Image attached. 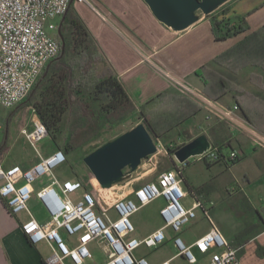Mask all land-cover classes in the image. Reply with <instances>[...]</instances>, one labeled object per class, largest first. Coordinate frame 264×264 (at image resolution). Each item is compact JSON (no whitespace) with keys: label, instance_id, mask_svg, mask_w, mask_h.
<instances>
[{"label":"built area","instance_id":"1","mask_svg":"<svg viewBox=\"0 0 264 264\" xmlns=\"http://www.w3.org/2000/svg\"><path fill=\"white\" fill-rule=\"evenodd\" d=\"M72 1L0 0L2 107L12 109L21 104L48 64L59 55L60 38L49 32H57L59 26L53 23L47 28L46 24L63 16ZM32 113V129L25 127L21 133L37 151L39 162L28 169L19 165L7 168L0 164V198L12 215L28 214L21 226L22 231L33 245L48 243L51 255L46 264H91L94 259L90 245L94 242L102 246L107 255L104 264H150L146 257L137 256L136 251L142 246L159 248L169 241L174 243L177 254L162 264H173L177 259H182L185 264H199L197 252L210 256L204 264H242V248L232 245L222 235L210 217L208 204L195 201L190 208L184 204L187 194L180 177L183 168L191 165L192 158L233 164L241 158L240 151L232 149L226 154L213 146L209 151L180 163V169L164 171L156 181L132 189L112 205L103 201V208L100 198L87 190L83 181L60 180L55 175L54 171L65 164L68 157L63 150L41 155L37 143L48 137V130L34 109ZM45 177H48L47 184L36 190L34 185ZM34 196L47 212L49 219L45 222L38 221L29 209ZM160 198L165 201L160 211L163 226L146 238L136 237L132 216ZM200 208L212 227L194 243L188 244L182 231L197 220Z\"/></svg>","mask_w":264,"mask_h":264},{"label":"crops","instance_id":"2","mask_svg":"<svg viewBox=\"0 0 264 264\" xmlns=\"http://www.w3.org/2000/svg\"><path fill=\"white\" fill-rule=\"evenodd\" d=\"M70 8L88 26L112 68L119 75L137 109L140 110L143 105L158 95L167 94L177 97L180 101H187L189 107L187 109L191 112L198 110L195 114L187 115L188 117L185 118H182L180 114L173 115L175 118L168 116V118L173 119L171 125H178L176 128L173 127V130L190 131L188 138L180 137L184 139H182V146L202 134H206L212 142L216 136L224 137L225 134L227 136V132L222 133L225 124L230 127L228 141L243 142V139L241 140L236 133L237 129L234 123L226 119L228 118L226 114L231 115L238 110L236 100H230L226 95L218 101L211 102L205 96L206 83L196 75V72L237 45L247 35L260 31L264 27V0H228L223 7L221 6L209 17L202 16L199 22L182 32H176L161 23L144 0H73ZM223 10H226L225 14H222ZM212 17L232 24L245 19L248 30L246 33L233 38L217 40L213 32ZM63 18H65L64 15L48 21L46 27L49 28L50 24L53 23L60 27ZM49 32L58 36V31L49 30ZM164 108L165 103L163 106L154 105L148 110L157 112ZM162 118L166 119V115ZM238 118L242 120V118ZM32 126L31 123L26 128L31 130ZM45 141L46 139L39 142L37 146L39 152V148L42 149V144ZM246 148L259 157L260 163H264V148L262 149L259 144L249 142L239 149L242 155ZM230 149L237 150L238 148ZM43 152V154L40 152L41 155L47 156L54 150L46 144L43 145ZM34 155L35 157L33 154L22 155L21 153L18 160H13L9 164L2 163V165L7 168L19 165L28 169L39 162L40 157L36 150ZM170 162L174 166L172 170L180 169V163L174 158V155L170 158ZM213 166L215 165L207 166V168L211 169ZM189 167L190 165L187 168ZM187 168H183L180 175L183 182H186L184 181V174ZM74 178L75 176L67 179L74 180ZM138 180L139 178L135 179V181ZM47 181L36 183L34 188L38 190L47 184ZM185 185L195 201L208 204L207 209L210 211V217L214 224L222 235L234 245L235 236L244 228L225 233L222 227L218 225L213 216L216 203L212 199L205 201L204 198L207 194L213 193L212 187L207 186L206 188L208 183L195 186L186 182ZM182 186L188 197L183 183ZM201 188H205V194L197 197L196 192ZM36 201L35 207L29 206V209L38 221L45 222L49 219L47 212L38 199ZM195 201L191 203L189 201L185 205L190 208ZM208 202L213 203V205ZM105 204L107 203L105 202ZM256 209L258 216H255L251 222L256 226L258 225L260 231L250 236L243 243L234 245L242 248L240 252L242 264H264V218L260 214V208ZM22 214H26L27 218L24 219ZM28 217L27 213L12 215L5 201L0 198V264H46V260L51 255L48 243L42 242L33 245L22 231L21 226ZM209 223L206 233L212 227L210 220ZM188 226L183 229L182 237L188 244H192L203 235L199 238H192L188 234ZM197 255L200 260L199 264H204L210 259L209 255L204 256L198 252Z\"/></svg>","mask_w":264,"mask_h":264},{"label":"trees","instance_id":"3","mask_svg":"<svg viewBox=\"0 0 264 264\" xmlns=\"http://www.w3.org/2000/svg\"><path fill=\"white\" fill-rule=\"evenodd\" d=\"M225 13L226 10H223L222 14ZM64 17L61 28L64 51L59 39L61 43L59 55L48 64L32 91L19 105L24 104L36 111L47 127L48 146L54 151L63 150L67 157H70L74 151L100 137L106 127L114 128L126 122L137 112V108L83 19L73 12L70 6ZM212 25L217 40L233 38L248 30L245 19L232 24L212 17ZM255 70L264 73V27L247 35L237 45L198 70L196 75L206 83L205 96L209 100L215 102L228 94H233L244 118L255 126L253 109L237 98L235 90L237 85H241L240 79L247 76L245 88L264 100V87H258L250 79L251 73ZM163 103H165V108L161 110L163 113L159 110L157 112L148 110ZM187 107V101L160 94L143 105L139 114L152 136L163 139L167 133L178 127L168 122L169 115L180 114L185 118L198 112V110L191 112ZM163 114L166 115L165 123L162 121ZM223 129L222 133L227 132V136L226 134L224 137L216 136L213 140V146L220 152L232 148V142L228 141L230 127L225 124ZM174 151L171 150L172 153ZM239 161L240 159L232 165ZM219 163L223 164L205 162L209 167ZM223 165L230 168L231 164ZM196 194L197 197L204 195L205 188L197 190ZM242 201L243 204L248 203L246 198ZM246 205L245 209L255 210ZM258 228V225L247 222L244 229L235 236V244H241L258 233L260 231Z\"/></svg>","mask_w":264,"mask_h":264},{"label":"rangeland","instance_id":"4","mask_svg":"<svg viewBox=\"0 0 264 264\" xmlns=\"http://www.w3.org/2000/svg\"><path fill=\"white\" fill-rule=\"evenodd\" d=\"M247 79V76L240 79L239 82L243 86L237 85L235 88L237 92L236 96L253 109L252 112H254V120L257 126L251 125L239 109L231 115L226 114L228 116L226 119L234 123L238 137L241 140L243 139L241 143L238 141L232 142L233 147L238 148V151L249 142L259 144L262 149L264 148V100L253 91L251 92V90L245 88L244 84L247 83ZM250 79L258 87H264V73L260 70L252 72ZM228 98L233 100V94H228ZM32 110V107H27L24 104L12 109H6L0 105V164H9L13 160H18L21 153L22 155L33 154L35 157V150L21 133L23 128L32 123ZM159 110L162 112L161 109ZM141 117L139 109H137V112L128 118L126 122L114 128L106 127L95 141L85 145L78 151H74L68 157V161L54 171L55 175L60 180L72 178L73 176H75L74 180H82L87 185V190L94 192L100 198V205L105 208L103 201L111 205L117 199L130 193L136 185L140 186L150 181H156L162 172L174 169V166L170 162V158L173 157L174 153L171 150H176L178 146H181L183 138L189 137V130H182L180 132L178 129L173 130L167 133L163 139L153 137L159 146V151L156 154L144 159L135 172H131L129 168L126 169L124 171V179L113 187L109 189L99 187V183L84 161L85 158L104 144L130 131L138 124H145ZM238 117L242 118V120ZM163 122L167 121L164 120ZM168 122L172 123L173 119L168 118ZM180 137H183V140ZM46 144V141L43 142L42 149L39 148L42 154L44 153L43 145ZM230 150L228 148L224 152L228 154ZM244 151L238 164L236 166L231 164L230 168L222 164H216L211 169H208L203 161L192 158L191 165L186 169L184 174V181L190 185L201 186L208 183L205 187H212L213 193H210L211 195L207 194L204 198L205 201L212 199L216 203L213 216L225 233L241 230L246 226L247 222H251L255 216H258L256 208H260V210L264 208V163H260L259 157L250 149L246 148ZM137 178L139 180L135 181ZM47 179L48 177H45L43 181ZM186 182H183V185L188 193V197L183 202L187 205L189 201L191 203L195 199L188 192L185 185ZM34 198L29 203L31 208L37 204V199L35 196ZM243 198H246V202L248 203L243 204ZM245 204H247L246 206L253 207L255 210L250 211L245 209ZM164 205L165 201L163 198L157 199L142 207L132 216L131 221L136 227V236L140 239L148 237L153 231L163 225L160 211ZM99 208L101 209V207ZM197 214V220L187 228L188 234L192 238H199L204 235L210 225L201 208L197 210ZM22 215L24 219L27 218L26 214ZM90 248L94 259L91 264H104L107 260V255L102 246L94 242L90 245ZM176 254V248L171 241L166 242L159 248H146L142 246L136 251L137 256L146 257L150 264H162ZM176 263L185 264L182 262V259H177L173 264Z\"/></svg>","mask_w":264,"mask_h":264},{"label":"water","instance_id":"5","mask_svg":"<svg viewBox=\"0 0 264 264\" xmlns=\"http://www.w3.org/2000/svg\"><path fill=\"white\" fill-rule=\"evenodd\" d=\"M154 16L165 26L176 32H182L195 25L202 16H209L223 6L228 0H144ZM58 36L63 45L61 28ZM213 147V142L202 134L191 142L177 148L173 155L179 163L191 157L199 156ZM159 150V146L149 132L146 124L140 123L130 131L123 133L104 144L85 158V163L104 189H109L121 182L125 170L135 172L142 161ZM264 218V208L260 210Z\"/></svg>","mask_w":264,"mask_h":264},{"label":"bare ground","instance_id":"6","mask_svg":"<svg viewBox=\"0 0 264 264\" xmlns=\"http://www.w3.org/2000/svg\"><path fill=\"white\" fill-rule=\"evenodd\" d=\"M231 118V117H230ZM96 179V178H95ZM97 181V180H96ZM98 182V181H97ZM100 185V184H99Z\"/></svg>","mask_w":264,"mask_h":264}]
</instances>
